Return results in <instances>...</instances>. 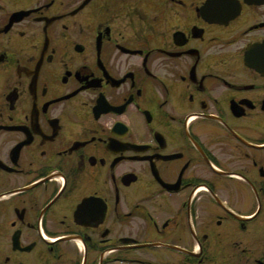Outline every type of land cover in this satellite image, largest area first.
<instances>
[{
  "label": "flooded vegetation",
  "instance_id": "obj_1",
  "mask_svg": "<svg viewBox=\"0 0 264 264\" xmlns=\"http://www.w3.org/2000/svg\"><path fill=\"white\" fill-rule=\"evenodd\" d=\"M0 264H264V0H0Z\"/></svg>",
  "mask_w": 264,
  "mask_h": 264
}]
</instances>
